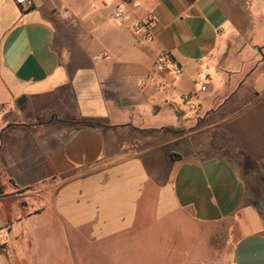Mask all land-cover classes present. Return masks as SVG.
Listing matches in <instances>:
<instances>
[{
  "label": "crops",
  "instance_id": "crops-1",
  "mask_svg": "<svg viewBox=\"0 0 264 264\" xmlns=\"http://www.w3.org/2000/svg\"><path fill=\"white\" fill-rule=\"evenodd\" d=\"M31 3L0 0V264H205L231 219L264 264V0Z\"/></svg>",
  "mask_w": 264,
  "mask_h": 264
},
{
  "label": "rangeland",
  "instance_id": "rangeland-1",
  "mask_svg": "<svg viewBox=\"0 0 264 264\" xmlns=\"http://www.w3.org/2000/svg\"><path fill=\"white\" fill-rule=\"evenodd\" d=\"M251 72V71H250ZM249 72V73H250ZM256 75H259L262 73V70L255 71ZM240 84L237 85L239 87ZM259 88H264V74L263 77H261L260 84L258 86ZM258 88V89H259ZM193 99H191L190 103H192ZM247 100H242L241 103H246ZM19 110V108H18ZM27 113V118L25 122L32 120L33 117H36L34 113H28L29 108L24 109ZM185 110L188 111L189 108L185 107ZM22 111V108H21ZM40 114V113H39ZM43 113L41 114V116ZM46 115L44 114V118ZM27 204H29V208H32L33 205H38V201L36 199L28 198ZM238 224L237 220L231 219L224 221L222 223L216 224V225H209V226H199L193 223V228H196L201 231V238L202 240L207 241V248L202 247L205 251H198L194 252L193 248V262L198 261L200 259H206L207 261L205 264H229L228 259L232 247V242L235 239V235L237 234ZM206 248V249H205Z\"/></svg>",
  "mask_w": 264,
  "mask_h": 264
},
{
  "label": "built area",
  "instance_id": "built-area-1",
  "mask_svg": "<svg viewBox=\"0 0 264 264\" xmlns=\"http://www.w3.org/2000/svg\"><path fill=\"white\" fill-rule=\"evenodd\" d=\"M15 1L17 2V4L22 5L25 9H30L32 7L31 0H15ZM112 16L116 20H121L124 18V11L119 7H115L113 9ZM154 22H155L154 18L150 17L144 22L134 23L133 26L135 31H140L141 29L145 28L147 31H146V36L144 38L145 40H148L151 38V28L153 27ZM155 71L157 73L167 72L174 77H178L182 74L183 68L170 52L165 51L161 53V55L157 59L155 64ZM205 89H206L205 87H202V90ZM3 109L4 107L0 105V113L3 111Z\"/></svg>",
  "mask_w": 264,
  "mask_h": 264
},
{
  "label": "trees",
  "instance_id": "trees-1",
  "mask_svg": "<svg viewBox=\"0 0 264 264\" xmlns=\"http://www.w3.org/2000/svg\"><path fill=\"white\" fill-rule=\"evenodd\" d=\"M80 126H94V125H101V124H97V123H93V122H87V121H80L79 122ZM169 130L173 131V132H182L183 129L182 128H175V127H168Z\"/></svg>",
  "mask_w": 264,
  "mask_h": 264
},
{
  "label": "water",
  "instance_id": "water-1",
  "mask_svg": "<svg viewBox=\"0 0 264 264\" xmlns=\"http://www.w3.org/2000/svg\"><path fill=\"white\" fill-rule=\"evenodd\" d=\"M262 57L264 59V55ZM24 102H25V98H21V99H19L18 104L22 105Z\"/></svg>",
  "mask_w": 264,
  "mask_h": 264
}]
</instances>
